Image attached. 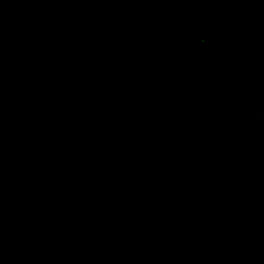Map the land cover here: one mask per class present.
<instances>
[{"label": "water", "instance_id": "1", "mask_svg": "<svg viewBox=\"0 0 264 264\" xmlns=\"http://www.w3.org/2000/svg\"><path fill=\"white\" fill-rule=\"evenodd\" d=\"M0 264H264V0H0Z\"/></svg>", "mask_w": 264, "mask_h": 264}]
</instances>
